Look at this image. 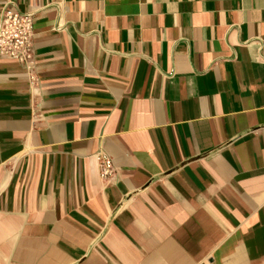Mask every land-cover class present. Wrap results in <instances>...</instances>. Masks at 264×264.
Listing matches in <instances>:
<instances>
[{
  "label": "crops",
  "instance_id": "obj_1",
  "mask_svg": "<svg viewBox=\"0 0 264 264\" xmlns=\"http://www.w3.org/2000/svg\"><path fill=\"white\" fill-rule=\"evenodd\" d=\"M5 4L0 264H264V0Z\"/></svg>",
  "mask_w": 264,
  "mask_h": 264
},
{
  "label": "built area",
  "instance_id": "obj_2",
  "mask_svg": "<svg viewBox=\"0 0 264 264\" xmlns=\"http://www.w3.org/2000/svg\"><path fill=\"white\" fill-rule=\"evenodd\" d=\"M32 16L5 4L0 14V56L21 64L27 71L32 66ZM102 174L109 172L111 163L104 161Z\"/></svg>",
  "mask_w": 264,
  "mask_h": 264
}]
</instances>
